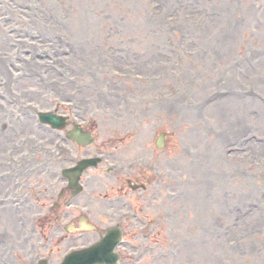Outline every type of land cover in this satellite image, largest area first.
Masks as SVG:
<instances>
[{
  "label": "rangeland",
  "instance_id": "rangeland-1",
  "mask_svg": "<svg viewBox=\"0 0 264 264\" xmlns=\"http://www.w3.org/2000/svg\"><path fill=\"white\" fill-rule=\"evenodd\" d=\"M52 109H75L96 143L83 149L37 125L36 111ZM118 143L155 152V199L138 203L127 256L145 248L137 264H264V0H0V198H10L0 234L16 243L0 247V264L57 262L97 238L63 241V228L44 227L59 211L49 212L62 187L55 150ZM76 205L98 226L118 220L89 195ZM32 219L47 230L27 236L30 249ZM151 222L150 239L134 237Z\"/></svg>",
  "mask_w": 264,
  "mask_h": 264
},
{
  "label": "bare ground",
  "instance_id": "bare-ground-1",
  "mask_svg": "<svg viewBox=\"0 0 264 264\" xmlns=\"http://www.w3.org/2000/svg\"><path fill=\"white\" fill-rule=\"evenodd\" d=\"M202 177H203L204 179H205V177H206V178H209L210 180H212L213 175H211V174H206V175H204V174H203V175L201 176V178H202ZM205 180H206V179H205ZM190 196H191V194H190ZM194 196H197V195H194ZM197 197H198V196H197ZM186 202H187V199H185V203H182V206L185 205ZM192 205H193L192 203L189 204V206H192ZM219 213H226V212H225V209H221V210L219 211Z\"/></svg>",
  "mask_w": 264,
  "mask_h": 264
}]
</instances>
